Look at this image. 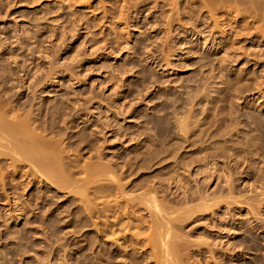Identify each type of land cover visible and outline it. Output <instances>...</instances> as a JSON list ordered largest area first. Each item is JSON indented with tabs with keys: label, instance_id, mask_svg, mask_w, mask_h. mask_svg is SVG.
Instances as JSON below:
<instances>
[{
	"label": "rangeland",
	"instance_id": "rangeland-1",
	"mask_svg": "<svg viewBox=\"0 0 264 264\" xmlns=\"http://www.w3.org/2000/svg\"><path fill=\"white\" fill-rule=\"evenodd\" d=\"M200 3L0 0V95L8 93L11 105H23L18 113L33 111L43 126H52L50 131L57 136L63 134L58 139L50 132L54 138H47L70 143L64 145L69 146L66 153L70 151L79 167L114 163L119 171L123 168L117 176L130 194L122 199L101 176L84 186L87 169L82 167L73 169L81 191L78 187L60 191L43 177L30 175L26 163H18V169L10 156L0 157V264H127L135 252L141 253L142 264H155L143 242L151 234L146 206L134 216L147 221L141 230H132L140 232L139 244L124 239L122 232L130 235L129 229L112 227L116 221L112 213L100 217L98 210L129 202L144 192L141 188L158 185L155 177L172 171L183 174V184L166 181L159 198L165 196V204L180 208L183 197L182 202H173L174 196L177 200L183 196L180 185L190 190L198 180L202 183L204 173L198 171L207 162L216 163L219 173L211 171L215 174L208 184L210 192L224 186L220 174L225 169L231 173L239 203L222 202L185 222V240H193L189 263L201 259L202 264H216L224 257L226 264H264V33L255 30L261 22L247 18L252 36L241 35V6L211 12L202 4L198 7ZM61 106L71 110L66 111V124L57 109ZM177 118L189 125L190 132L180 131ZM206 147L211 150L207 159ZM201 156L206 161L196 162ZM159 159H167L162 167ZM127 167H133L131 174ZM99 188L107 194L102 197ZM195 204L186 200L184 206ZM210 248L218 258L210 259Z\"/></svg>",
	"mask_w": 264,
	"mask_h": 264
},
{
	"label": "bare ground",
	"instance_id": "bare-ground-1",
	"mask_svg": "<svg viewBox=\"0 0 264 264\" xmlns=\"http://www.w3.org/2000/svg\"><path fill=\"white\" fill-rule=\"evenodd\" d=\"M177 1H175L176 3ZM200 2V1H199ZM197 2V3H199ZM174 3V4H175ZM192 3V1H191ZM190 4V3H189ZM201 4L203 5V7H207L209 8V11H215V9L219 10L221 9L222 7H231V8H237L238 9V6L240 7L241 6V35L242 36H246V37H249L252 32L251 31V28H249L250 26H248L247 24L245 25L246 23V19L247 18H252L253 20H255V22H257L259 24V22H261L260 26L258 25L255 30H257L259 33L263 34L264 33V0H201V3L200 4H197L198 7L201 6ZM192 5V4H191ZM195 5V4H194ZM200 5V6H199ZM197 9V8H196ZM200 9V8H199ZM202 9V8H201ZM192 11V10H191ZM197 11V10H196ZM195 11V12H196ZM208 11V12H209ZM240 11V9H239ZM210 12V13H211ZM194 13V12H193ZM211 15V14H209ZM215 16V15H214ZM223 16V15H222ZM213 17V16H212ZM211 17V18H212ZM198 18V17H197ZM209 19V18H208ZM213 19V18H212ZM224 20V19H223ZM75 22V21H74ZM204 22V21H203ZM254 22V21H253ZM207 24V22L205 23ZM74 26V25H73ZM218 26V25H217ZM248 26V27H247ZM252 26V25H251ZM256 26V25H255ZM253 27V26H252ZM254 29V28H253ZM205 32V31H204ZM204 32H197V34L199 35H202ZM257 32V33H258ZM256 34V33H254ZM257 35V34H256ZM252 36V35H251ZM245 37V38H246ZM251 39V38H250ZM248 54V53H247ZM261 79V78H260ZM18 81V80H17ZM261 81V80H260ZM263 81V80H262ZM247 85V84H246ZM250 85V84H249ZM260 85V84H259ZM246 87V86H245ZM244 88V87H242ZM251 88V87H249ZM258 88H261V87H258ZM257 88V89H258ZM260 90V89H259ZM242 91V90H241ZM245 91V89H244ZM2 92V91H1ZM8 92V90H7ZM249 92V91H248ZM4 93V94H3ZM3 94V95H2ZM2 96L0 95L1 100H0V157L2 156H10V159L12 160L11 162L16 166L20 167V163H23V166L24 164L26 163L27 167L29 166V171H30V175L33 174V176H38L39 178L43 177L44 181L46 180L48 182V184L52 185L53 188L55 189H60V191L62 189H68V188H76L78 187L79 188V191H81V186L79 185V183L81 182L80 179H74V176H75V172L76 170H78V168L82 167L77 164L76 162V158L69 156V152L66 153V150L68 148L66 147H69V146H64V145H69V144H62V142L60 143L59 141H63L62 140H58V136H62L63 134H60V135H56V133L54 132H51L50 130L53 129V127L51 126L52 129H49L48 127L46 126H43V123H41V121L38 119V116H34L33 111L31 113L28 112V114H23L22 112L21 113H18L20 110V107L23 108L22 104H20V102H17L16 105H11V101L13 100H9L10 99V96L8 93H6L7 95H9L7 97V95L5 94V92H2ZM11 94V93H10ZM12 98V97H11ZM7 101V102H6ZM16 101V100H14ZM10 103V105H9ZM56 104V103H54ZM57 106V105H56ZM67 106V105H66ZM19 107V108H18ZM65 107V106H64ZM64 107H57V109H59L61 111V114L62 115V119L63 123H65V120H68V119H65L64 117L68 116L69 117V114H67L66 111H71V110H64ZM61 108L63 110H61ZM67 108V107H66ZM32 109V108H31ZM53 109V108H52ZM42 110V109H41ZM58 110V111H59ZM16 111V112H15ZM40 111V110H39ZM53 111V110H52ZM63 111V112H62ZM23 112H26V111H23ZM36 112V111H35ZM38 112V110H37ZM56 112V111H54ZM66 112V113H65ZM41 113V112H40ZM64 113V114H63ZM72 114V112H70ZM44 114V113H43ZM55 114V113H54ZM58 115V114H56ZM41 116V115H39ZM52 116V115H50ZM54 116V115H53ZM71 117V116H70ZM40 118V117H39ZM49 118V117H48ZM52 118V117H51ZM57 118V116H56ZM67 118V117H66ZM180 118V117H179ZM179 118L178 119V125H179V129L180 131L185 135L187 134L186 132L188 131L187 129H190V127L187 126V123L180 120ZM42 119V117L40 118ZM55 119V118H54ZM176 119V120H177ZM185 119V118H184ZM43 120V119H42ZM58 120V119H57ZM186 120V119H185ZM45 121V120H44ZM50 121V120H49ZM57 122V121H56ZM62 123V125H63ZM177 123V122H176ZM53 124V123H52ZM66 124V123H65ZM190 124V123H189ZM46 125V124H45ZM50 127V126H49ZM62 127V126H61ZM58 128V127H57ZM62 130H64L62 128ZM179 131V130H178ZM222 131V130H221ZM46 132H49L48 135L46 134ZM50 132L55 136V138L57 137L58 139H49L47 138L48 136L49 137H53L50 136ZM57 132V131H56ZM59 132V131H58ZM57 132V133H58ZM62 132V131H61ZM190 132V131H188ZM64 133V132H63ZM50 134V135H49ZM223 134H226V133H223ZM222 134V135H223ZM228 134V132H227ZM238 134V133H237ZM181 135V134H180ZM183 135V137H184ZM210 135V134H209ZM65 136V135H64ZM190 136V135H189ZM218 136V135H216ZM224 136V135H223ZM231 136V135H230ZM188 137V136H186ZM221 137V135H220ZM63 138V136H62ZM233 138V137H232ZM61 139V138H60ZM188 139V138H187ZM224 139V138H223ZM222 139V140H223ZM226 139V138H225ZM71 140V139H70ZM217 140V139H216ZM215 140V141H216ZM206 142V140H204ZM229 142L227 143H233L231 141H235L234 140H228ZM72 142V141H71ZM189 141L187 140V143ZM240 142V141H239ZM64 143V142H63ZM214 142H212L213 144ZM221 143V142H220ZM236 143V142H235ZM77 144V143H76ZM200 144V143H199ZM204 144V143H202ZM201 144V145H202ZM248 144V143H246ZM63 145V146H61ZM78 145V144H77ZM76 145V146H77ZM201 145H198V146H201ZM207 146V145H206ZM214 146V145H213ZM224 146V144H223ZM64 147V148H62ZM72 147V146H70ZM196 147V146H195ZM194 147V148H195ZM205 147L204 145L201 146V148ZM228 147V146H227ZM243 147V146H242ZM74 148V147H73ZM200 148V147H199ZM213 148V147H212ZM245 148V147H244ZM230 149V148H229ZM228 149V150H229ZM238 149V148H237ZM70 150V149H69ZM205 150V149H204ZM206 153L207 154H204V158H206L208 156V153L210 155L211 153V150L206 147ZM245 151V149L243 150ZM197 152V151H196ZM201 152V151H200ZM234 152V151H233ZM232 152V153H233ZM249 152V151H247ZM203 153H205L203 151ZM235 153V152H234ZM259 153V152H258ZM229 154V152H228ZM231 154V153H230ZM241 154V153H240ZM142 154H140L141 156ZM200 155V154H199ZM206 155V156H205ZM245 155V154H243ZM251 155V154H250ZM139 156V155H138ZM213 157V155H211ZM217 156V155H216ZM230 156V155H229ZM78 157V156H77ZM135 156H133L134 158ZM143 157V156H142ZM142 157H137L138 159H142V163H144L145 159L142 158ZM236 157V156H235ZM74 158V159H73ZM129 158V157H128ZM166 158V157H165ZM198 159H200L199 157H196ZM209 158V157H207ZM206 158V159H207ZM131 159V158H130ZM129 159V160H130ZM136 159V158H135ZM134 159V160H135ZM156 161H158V157L157 158H154ZM172 159V158H171ZM180 159V158H179ZM190 159V158H189ZM203 157L201 156V160L199 161H196V162H200V161H206L205 159L202 160ZM134 160H132L131 162L129 161H126V162H129V163H132ZM144 160V161H143ZM151 160V159H150ZM193 160H196V159H193ZM215 160H219V159H215ZM245 160V159H244ZM136 161V160H135ZM138 161V160H137ZM160 162H158L159 166H161V164L163 165L167 159H163V160H160ZM208 161V160H207ZM214 161V160H213ZM224 160H222L221 162H223ZM139 162V161H138ZM152 162V161H151ZM155 162V161H154ZM173 162H178V161H173ZM1 163V161H0ZM19 163V164H18ZM107 163V162H106ZM117 163V162H116ZM134 163V162H133ZM137 163V162H136ZM135 163V164H136ZM153 163V162H152ZM180 163V162H179ZM182 163V162H181ZM184 163V162H183ZM211 163V162H210ZM210 163H198L200 164V167H199V171H198V174L200 173L201 175L204 173L203 177H204V180L203 182L201 183L200 180H198L195 184V186H192V188L189 190L187 189L186 187H184L183 185H180V188L183 189V191L181 192L183 196L180 197L179 200H177L178 196H174L175 198L173 199V202L175 203L176 201H181V198L183 197V199H185V201H183V207L180 206L181 210H183V212L181 210V212L178 213V210L176 211L175 209H180V208H176L178 207L179 205H176L174 208L170 207L167 204H165L167 201H164L166 200L164 197L161 200L159 197L161 195H159L164 189V186L163 184L167 181V182H171V183H175V184H179V182L181 184H183L181 181L182 178H183V174L180 176L179 173H177L176 171L178 170H175V174H173L174 172L172 171L171 174L168 172H163L164 174H162V176L159 175L158 177H155V179H159L157 181V184L158 185H153L154 186H148L147 189H144V188H141L144 190V192H141L138 193L139 196L137 197H130V201L134 202L136 201L134 204H130V201L129 202H117L116 204H113V206H105V207H102L98 210L99 212L97 213L100 217H103V214L105 215L106 213L108 214L109 213H112L116 219L115 222H113V226H123L121 227L122 229H117L118 231H125L126 229H129L128 231L132 234L130 235H126L127 233H124L122 232L123 234H125L124 236V239L126 238H129L131 241L130 242H139V239L141 237V234L140 232L137 233V232H133L132 230L134 229H137L138 230L140 228H142V226H144L147 221H140V220H136L135 219V215H137V212L143 210V207H140L141 205L143 206H146L144 208V210H148V224H149V229H150V237H146L148 239H146V241H143V242H146L144 243V245H146V247H150L151 249V253L152 255L149 256V258L151 257V259L154 261L155 264H186V263H189L190 261L189 258H190V253H189V249H190V245H192L193 243V240L189 241V240H185V238H187V236L185 237L184 233L183 232L186 228V225H185V222L187 223L189 219L191 218H194V215L196 216L198 213L200 214H203V213H206V212H211L210 210H212L214 207L216 206H220V203L223 204L224 202H226V204H234L235 202H238V200L236 201L235 198L237 197H234L233 194L235 193V188H234V185H233V180L231 178V173L228 171V173L226 172V170L224 169L222 171V173L220 174L221 176H223L225 179L223 181L224 183V186L222 184V181H221V184L222 186L219 187V190L216 191L214 189H212L213 191L210 192L209 190V186L208 184H210L214 174L217 172L218 173V170H215L216 167V163L214 164H211ZM240 163V162H239ZM246 163V162H245ZM81 164V163H80ZM104 164V163H103ZM140 164V162H139ZM157 165V163H154V165ZM168 164V163H167ZM226 164V163H225ZM242 164V163H241ZM97 165V164H96ZM107 166V167H104ZM104 165H101L99 164V166L97 165V167H89L84 165V167H82L83 169H87L85 171L87 177H85V179L82 181L84 186L88 184V182H94V179L97 178H101V177H104L105 178V182L107 183V187H109L108 185L112 183V187L117 191L116 194H119L120 196L119 197H125V199H128L127 196L129 197L128 193L129 191L127 192V189L126 187H124L121 183H120V179H118V176H117V173L119 171V165L117 166L116 164H104ZM129 164H125V166ZM141 165V164H140ZM139 165V166H140ZM144 165V164H143ZM178 165V164H177ZM190 165L189 163L187 164V166ZM192 165V164H191ZM210 165V167H209ZM219 165V164H217ZM132 166V165H130ZM137 166V165H135ZM170 166V165H169ZM186 166V165H185ZM184 166V167H185ZM226 166V165H225ZM3 167V166H1ZM134 167V166H133ZM133 167H127V171H128V168H133ZM138 167V166H137ZM137 167L135 168V171L137 169ZM141 167V166H140ZM140 167H138V169H140ZM145 167V166H144ZM144 167H142L144 169ZM162 167V166H161ZM160 167V168H161ZM165 167V166H164ZM182 167V166H181ZM249 167V166H248ZM15 168V167H14ZM22 168V167H21ZM20 168V169H21ZM167 168V167H165ZM164 168V169H165ZM178 168V167H177ZM187 168V167H186ZM185 168V169H186ZM2 169V168H1ZM73 169H75L73 171ZM123 168H120V170L122 171ZM169 169V168H168ZM188 169V168H187ZM215 173H213L214 171ZM220 169V168H219ZM80 170V169H79ZM125 170V168H124ZM134 170V169H133ZM119 171V172H121ZM131 169L128 171L130 173ZM139 171V170H138ZM166 171V170H165ZM190 171V169L188 170ZM197 171V170H196ZM213 171V172H211ZM220 171V170H219ZM80 172V171H79ZM126 173V171H125ZM124 173V174H125ZM133 173V172H132ZM138 173V172H137ZM153 173V172H152ZM161 173H162V170H161ZM216 173V174H217ZM230 173V174H229ZM123 174V173H122ZM121 174V175H122ZM131 174V173H130ZM139 174V173H138ZM179 174V175H178ZM219 174V173H218ZM188 175V174H187ZM32 176V177H33ZM99 176V178H98ZM101 176V177H100ZM199 176V175H197ZM197 176L195 178H197ZM76 177V176H75ZM127 175L125 176V178L123 179H126ZM163 177V178H161ZM84 178V177H83ZM136 178V176H135ZM122 179V178H121ZM146 179V178H145ZM154 179V177H153ZM163 179V180H162ZM199 179V178H198ZM219 179V178H217ZM263 179V178H261ZM129 180V179H128ZM144 180V179H143ZM97 181V180H96ZM135 182V180H133ZM149 181V180H148ZM202 181V180H201ZM219 181V180H218ZM104 182V181H103ZM130 182V181H128ZM139 182V181H138ZM192 182V181H191ZM150 183V182H149ZM155 183V182H154ZM171 183H168V185H170ZM220 183V182H219ZM264 183V181H263ZM92 184V183H91ZM98 184H101L100 182ZM115 184V185H114ZM124 184V182H123ZM127 184V183H126ZM135 184V183H134ZM138 184V183H137ZM190 184V183H189ZM235 184V183H234ZM188 185V184H187ZM217 185V184H216ZM97 186V185H96ZM111 186V185H110ZM135 186V185H134ZM27 187V186H26ZM100 187V186H99ZM102 187H105L104 185L101 186L100 188ZM107 187L105 188L108 192L109 189H107ZM133 187V186H132ZM130 187V188H132ZM137 187H142V186H138ZM163 187V188H162ZM99 188V189H100ZM162 188V189H161ZM176 188V187H175ZM262 188V186H261ZM97 189V188H96ZM84 190V189H83ZM78 191V192H79ZM96 191V190H95ZM110 191V190H109ZM87 193V191H85ZM99 192L102 194V197L104 196V189H100ZM107 192L105 194H107ZM132 192V191H131ZM169 192V191H168ZM76 193V192H75ZM109 193V192H108ZM111 193V192H110ZM109 193V194H110ZM165 193V192H163ZM162 193V194H163ZM17 194V193H16ZM82 197L81 198H84L85 196V193L84 191L81 192ZM80 194V195H81ZM88 194V193H87ZM95 195V194H94ZM173 195H175V193H173ZM235 195V194H234ZM105 196H110V195H105ZM87 197V196H85ZM101 197V196H100ZM101 197V198H102ZM121 197V198H122ZM167 197V196H166ZM173 197V196H172ZM171 198V197H169ZM85 199V198H84ZM90 199H94V198H90ZM124 199V198H122ZM98 200V199H97ZM186 200H187V203L189 202H196V204L194 206H190V207H186L185 208V204H186ZM229 200H233L234 203ZM84 201H87V198L86 200ZM109 201V200H108ZM88 202V201H87ZM86 202V203H87ZM169 202H172V201H169ZM185 202V204H184ZM223 202V203H222ZM83 203V202H82ZM95 203V202H94ZM110 203V202H109ZM179 203V202H178ZM182 203H179V204H182ZM239 203V202H238ZM91 204V203H89ZM96 204V203H95ZM194 204V203H193ZM262 204V203H261ZM106 205V204H105ZM185 205V206H184ZM259 205V204H258ZM232 206V205H230ZM257 206V205H255ZM86 207V206H85ZM229 207V206H228ZM141 208V210H140ZM184 208V209H182ZM250 208L254 209L253 207L250 206ZM257 208V207H256ZM259 208V207H258ZM257 208V209H258ZM261 208V207H260ZM85 209H88V208H85ZM92 209V207L90 208V210ZM250 209V211L252 210ZM260 210V209H259ZM229 211V210H228ZM254 211V210H253ZM256 211V209H255ZM253 212V213H256L257 212ZM89 213V211H86ZM95 212V211H94ZM215 212V211H214ZM145 213V212H144ZM213 213V212H212ZM251 213V212H250ZM259 213V212H258ZM93 216V215H92ZM98 216V217H99ZM99 217V218H100ZM113 217V216H112ZM139 217V216H138ZM92 218V217H90ZM89 218V219H90ZM135 219V220H134ZM146 219V220H148ZM126 220H131L130 222L126 221ZM198 220V219H197ZM114 221V220H113ZM126 221V222H124ZM115 223V224H114ZM109 226V225H108ZM145 227V226H144ZM146 227V228H148ZM145 228V229H146ZM225 228V227H224ZM110 229V228H109ZM141 230V229H140ZM101 231V230H100ZM107 231V230H106ZM114 231V230H112ZM127 231V232H128ZM132 231V232H131ZM144 232V231H143ZM149 232V233H150ZM116 233V232H115ZM101 234H102V231H101ZM113 234V233H112ZM115 235V234H114ZM140 235V237H139ZM118 238V237H117ZM120 238V236H119ZM142 239V238H141ZM144 239V238H143ZM201 241V240H200ZM189 242L191 244H189ZM207 242V241H206ZM202 244L198 243L199 246L201 245L202 249H203V244L204 242H201ZM139 244V243H138ZM195 244V243H194ZM196 243V245H198ZM131 245V243H130ZM235 244L234 246L237 247L239 245ZM140 246V245H139ZM142 246V245H141ZM210 246V245H209ZM137 247V246H136ZM147 247V248H148ZM140 248V247H139ZM146 248V249H147ZM211 249V248H210ZM207 249V253H209V257L210 259H216L217 255H213V253H216V251H212L213 249ZM191 250V249H190ZM210 250V251H209ZM227 250V249H226ZM231 250V249H230ZM126 251V250H125ZM147 251V250H146ZM194 251V250H193ZM200 251V250H199ZM222 251V250H221ZM104 252V251H103ZM102 252V255L104 254ZM134 252V251H133ZM201 252V251H200ZM189 253V254H188ZM228 253V252H227ZM139 254L141 253H137L135 252L133 254V257H128L129 261L127 262V264H142V262H140V259H139ZM224 254V253H223ZM229 254V253H228ZM227 254V255H228ZM231 254V253H230ZM200 255V254H199ZM194 256V255H193ZM213 256V257H212ZM103 257V256H102ZM189 257V258H188ZM205 257V256H203ZM215 257V258H214ZM220 257V256H219ZM230 257L235 258L236 255L233 256L230 255ZM218 258V257H217ZM224 257H220L218 259H216L215 263L216 264H226V262H224ZM115 259V258H113ZM204 259V258H203ZM101 260V259H100ZM198 259H196L197 261ZM152 261V262H153ZM188 261V262H186ZM195 261V262H196ZM199 261V260H198ZM203 261V260H202ZM201 259L198 262H196V264H202L200 262H202ZM205 261H207V259H205ZM212 261V260H211ZM102 262V261H101ZM214 262V261H212ZM233 262V261H231ZM112 263V262H111ZM144 263V262H143ZM192 263V262H191ZM101 264V263H100ZM114 264V263H113ZM117 264V263H115ZM145 264V263H144ZM190 264V263H189ZM208 264V263H206Z\"/></svg>",
	"mask_w": 264,
	"mask_h": 264
}]
</instances>
